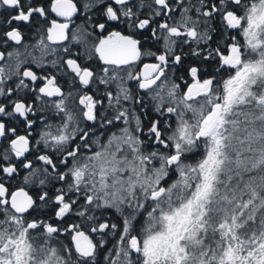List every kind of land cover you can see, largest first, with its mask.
<instances>
[{
	"label": "snow or ice",
	"instance_id": "1",
	"mask_svg": "<svg viewBox=\"0 0 264 264\" xmlns=\"http://www.w3.org/2000/svg\"><path fill=\"white\" fill-rule=\"evenodd\" d=\"M0 264H264V0H0Z\"/></svg>",
	"mask_w": 264,
	"mask_h": 264
}]
</instances>
